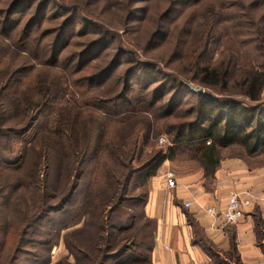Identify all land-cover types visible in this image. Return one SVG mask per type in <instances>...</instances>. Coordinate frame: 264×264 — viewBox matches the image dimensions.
Instances as JSON below:
<instances>
[{"label":"trees","instance_id":"obj_1","mask_svg":"<svg viewBox=\"0 0 264 264\" xmlns=\"http://www.w3.org/2000/svg\"><path fill=\"white\" fill-rule=\"evenodd\" d=\"M30 1L34 0H14L2 22L0 20V49L13 44L16 50L26 51L33 40H28V30L48 16V11V20L58 17L63 20L57 29L41 37L45 49H50L44 58L36 53L33 56L43 64L48 60L49 67L35 69L31 84L21 83L23 79L14 71L15 66L9 64V69L0 70V175L21 171L23 175L17 178L15 189L30 187L33 194L30 195V214L26 207H19L17 195L11 203L20 215L14 224L23 232L14 244L11 264H19L21 256L27 264L49 263V257L23 249L29 244L25 236L33 230L34 235L39 234L40 225L46 227L48 216L60 212H65L69 221L81 226L64 235L65 247L74 261L60 260L56 264H153L151 251L156 223L145 215L144 206L151 178L160 165L167 159L196 161L204 177L211 180L224 151H232L228 154L231 156H255L264 152V101L261 97L264 91V13L261 21H249L252 28L256 27L255 37L250 41L259 60L257 69L242 74L240 81L232 85L250 102L244 104L243 99L227 94L228 80L235 68L233 54L219 62L212 60L214 49L221 45L224 22L234 18L222 12L226 8L222 0L217 3L220 13L216 12L217 16L208 20L203 31L199 32L197 25L195 29L184 33L185 28L181 32L171 59L180 69L173 73L163 71L158 61L139 57V50L147 53L167 42L168 33L161 28L182 0H170L162 16L164 19H160L161 13L152 11L153 16L150 15L149 5H137L147 0H39L20 35L15 31L12 15L19 11L17 7ZM199 1H191L190 6ZM154 19L159 22L155 33L160 40L149 38L136 50L123 45L121 31L137 34L139 23ZM236 24L235 34L239 36L242 25ZM85 34L95 36L80 51L76 67L71 66L75 56L62 65L68 58L66 55L60 60L59 68L58 56L69 44V38ZM49 35L54 37L51 44H44ZM237 40L244 45L247 43H242L238 37ZM101 53L104 56L98 62L108 61L102 67L99 63L90 66ZM122 64L125 66L115 74ZM84 67L88 69L86 72L94 70L88 80L96 82L97 88H117L121 84V90L105 99L94 96L92 102L88 100L91 104L81 105L73 95L67 98L68 84L77 86L76 76L82 78L80 73L84 72ZM142 79L149 81L146 86L138 83ZM156 82L157 90L150 89ZM137 83L141 88L137 91L139 99L132 100L129 94ZM189 95L192 99L188 102L192 104L184 105ZM60 100L62 110L55 114L53 127L28 136L41 114ZM118 100L125 101L128 107L119 111L117 107L122 105H117ZM171 118L173 122H169ZM136 125L139 127L135 128ZM157 125L168 134L171 145L166 150L159 147L144 152L151 133L155 129L161 132ZM2 191L0 189V195ZM69 221L63 223L62 228L66 229ZM199 235L195 243L209 252V241L200 232ZM48 242L45 239L39 245L48 247ZM262 249L264 251V245ZM226 256L232 263L215 261L240 264L234 245Z\"/></svg>","mask_w":264,"mask_h":264},{"label":"rangeland","instance_id":"obj_2","mask_svg":"<svg viewBox=\"0 0 264 264\" xmlns=\"http://www.w3.org/2000/svg\"><path fill=\"white\" fill-rule=\"evenodd\" d=\"M13 1L14 0H0L1 22L7 14V10L9 9ZM38 1L39 0L30 1V3L28 4L27 2H25L26 4H24V6L17 7L19 11L13 13L12 17L14 19V24L16 23L15 31H18L20 35L23 32L25 25L34 14V6ZM191 1L194 0H182L181 2L179 1L180 4L175 6V11H172L169 14V17L165 19V23L163 24V28H161V31H167V42L160 45L156 50L148 51L147 53H142L139 50V57L144 59L150 58L154 61H158L157 63H159L160 67L165 72L173 73L174 70L180 69V66H177L176 63H171V59L173 56L174 44L177 38L180 37L181 32L185 28L186 30L184 31V33L188 30L190 31L191 29H195L197 25H199V32H201L205 28L208 20L212 17L215 18L217 16L216 12L220 13L217 6V3H220L219 0H200L199 2L190 6ZM169 3L170 0H147V2L145 3L138 2L137 5L141 7H146L147 5H149L151 8L150 15L153 16V13H161L160 19H164L162 18V16L165 13V9L169 7ZM221 3L226 6V8L222 10V12L224 11V13H227V15L233 16L234 18H232L231 20L228 19L224 22L223 26L225 28L222 29L221 41L219 40V44L221 43V45H219V48L217 47L216 49H214L212 60L213 63L219 62L221 59H224L226 55L228 56L230 54H233V56L235 57V68L232 78L228 80L229 91L227 94L237 96L243 99L242 101L244 102V104H249L250 102L246 100L243 95L238 93V89L232 87V85L240 81L242 74H247L253 68L257 69L259 60H257V55L253 51L254 44L250 41L251 38L255 37L256 27L252 28V25L250 24L251 22L249 21H255L256 19L258 21H261V19L263 18L261 16L264 13V0H222ZM49 14L50 11H48L46 14L48 16L33 25L31 27V30H28V40H33H30L28 48L25 49L26 51L16 50L13 44L12 46L10 44L5 48L0 49V70L4 72V69L8 68L9 64L15 66V69L13 68L14 71H18V77H21L23 79L21 83L28 82L31 84L34 79L36 70L44 68L42 66L49 67L48 60H46L47 64H43L33 56V54L36 53V55L41 58L45 57L50 47H48V49H45V45H43V42H41V37L45 32L57 29V25L60 24L63 20V17H58L54 20H48L47 18L49 17ZM155 20L156 19L150 20L147 23L143 24L139 23L137 26L139 27L140 31H138L137 34H125L121 31L120 38L121 42H123V45L136 50L138 46L141 49L143 44L148 42L149 38L153 39L154 41L160 40L158 35L155 33V28L157 26V23L159 22ZM236 23H241L242 25V28H240L239 31V36H236L235 34V29L238 28ZM250 29H253V32L250 31ZM94 36L95 35L91 34H85L84 36L72 35L69 38V44L61 51L58 56L59 63L57 64V66L61 68L59 65L60 60H62L64 56L68 55L67 60H65L62 65H66L70 61V59H72L71 57L75 56L76 58L74 62L71 63V66L76 67L78 63L77 56L80 55V51ZM237 37L242 39V43H247L245 45L241 44V41H238ZM53 38V35L47 36L44 44L49 43L50 45ZM5 42L6 44H8L7 40H5ZM110 50L112 53L113 49ZM110 54H107V56H110ZM103 56L104 53H101L98 58L90 63V66L95 63H99V66L102 67L108 61V59H106L101 63L98 62ZM166 62L168 63L166 64ZM124 66L125 65L122 64L116 70L115 74H118ZM86 68L87 67H84V72L81 71L80 73L81 75H83L82 78L79 77V74V76H76V87L68 84L70 94L66 95L67 98L68 95H73V97L82 105L86 102L90 103V101L88 100H91L92 102L93 98H95L94 96H100L105 99L106 96L111 97L121 90L122 85H118L119 83L116 84L118 85L117 88H113L114 86L97 88L98 85H96V82L88 80L94 70L90 69L88 72H86L88 70ZM57 71L60 72L61 70ZM147 76L152 77V75ZM148 82L149 81H147L146 79L138 81V83L142 84L143 86H146ZM138 83L133 85V92H130L129 94V98L131 97L132 100L139 99L137 91L140 92L141 88L138 86ZM157 84V82L151 84L150 89L155 87V89L157 90ZM103 89H105L104 92L99 91ZM187 97L188 100H185L184 105L192 104L191 102H188L189 98L192 99L191 95ZM261 97L264 101V91L262 92ZM61 101L62 100L58 102L59 104H55L54 106H52V108H49L46 112L41 114V116L34 124L33 128L29 131L28 136L39 134L43 131L42 129H51L53 127L52 122L53 120H55V114L58 112V110H62V105L60 104ZM117 105H122L117 107L119 111H123L128 107V105L125 104V101L121 100L117 101ZM95 112L96 111H94V114H97V112ZM173 121V118L169 120V122ZM113 126L116 125L113 124ZM157 126L159 127L161 132L158 133L157 129H155V131L151 133L148 144L143 147L144 152H148L154 148L159 147L166 150V148L171 145L168 134H166L165 130H163L159 125ZM134 127L137 128L139 127V125H136ZM126 130H128V127H126ZM38 137L39 135L36 136V138ZM161 138L164 139V143L162 144L158 142V140ZM225 153L227 155L232 153V151L226 150ZM22 175L23 173H21V171H8V173L0 175V189H3L2 194L0 195V264H11V261L15 254V250H13L14 244L18 240L20 233L22 232L21 228L15 226L14 224L18 221L20 216L18 210L13 209L11 205L16 195V197H18L17 202L19 203V207H26L27 212L30 214V207L32 205L30 195H33L30 193V187L29 189L24 188L23 190L15 189L17 178H20ZM67 221H69L68 214H65V212L51 213L48 216V219L45 221L46 227H43V224L40 225L42 227L38 232L39 234L34 235L33 233L36 231L33 230L31 234L25 236L26 238H28L29 244L24 246L23 249L29 251L30 253L38 252L44 258L49 257L48 264H56V262H59L60 260L73 262L74 260L72 258V255L65 247L66 244L64 242V235L66 233L70 234V232H72L73 230L80 228L81 223L73 224V220H70L68 222V227L66 229L62 228V224L66 223ZM22 225L23 224H21V226ZM22 235L23 232L21 233V236ZM45 239L47 241H50L48 242L49 246H40L39 244ZM21 259L22 260L19 262V264H27L23 256H21ZM15 264L18 263L15 262Z\"/></svg>","mask_w":264,"mask_h":264},{"label":"crops","instance_id":"obj_3","mask_svg":"<svg viewBox=\"0 0 264 264\" xmlns=\"http://www.w3.org/2000/svg\"><path fill=\"white\" fill-rule=\"evenodd\" d=\"M172 170L176 185L163 177ZM230 191L247 192L260 200L236 223L220 228L204 208L223 210ZM186 201L191 202L185 207ZM144 213L155 221L153 264H219L234 245L240 264H264V152L255 156H231L225 151L213 178L206 179L196 161L165 160L151 178ZM199 232L210 251L199 243ZM168 247V248H166Z\"/></svg>","mask_w":264,"mask_h":264},{"label":"built area","instance_id":"obj_4","mask_svg":"<svg viewBox=\"0 0 264 264\" xmlns=\"http://www.w3.org/2000/svg\"><path fill=\"white\" fill-rule=\"evenodd\" d=\"M158 142L162 144L164 143V139L161 138ZM163 177L168 187H174L176 185V177L172 170L166 172ZM259 200L258 197L247 192L230 191L223 210L219 211L216 206L211 205L204 208V211L215 220L220 219V228H223L226 225L238 222L244 216L245 212ZM190 204L191 202L186 201L184 206L189 207Z\"/></svg>","mask_w":264,"mask_h":264},{"label":"water","instance_id":"obj_5","mask_svg":"<svg viewBox=\"0 0 264 264\" xmlns=\"http://www.w3.org/2000/svg\"><path fill=\"white\" fill-rule=\"evenodd\" d=\"M196 91H198V92H203L204 90H203V88H194Z\"/></svg>","mask_w":264,"mask_h":264}]
</instances>
